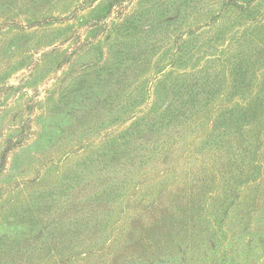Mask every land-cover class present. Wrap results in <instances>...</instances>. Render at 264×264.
<instances>
[{"label": "rangeland", "instance_id": "rangeland-1", "mask_svg": "<svg viewBox=\"0 0 264 264\" xmlns=\"http://www.w3.org/2000/svg\"><path fill=\"white\" fill-rule=\"evenodd\" d=\"M0 264H264V0H0Z\"/></svg>", "mask_w": 264, "mask_h": 264}]
</instances>
